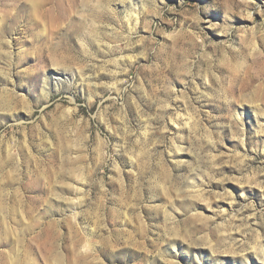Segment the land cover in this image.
<instances>
[{"label":"rangeland","instance_id":"rangeland-1","mask_svg":"<svg viewBox=\"0 0 264 264\" xmlns=\"http://www.w3.org/2000/svg\"><path fill=\"white\" fill-rule=\"evenodd\" d=\"M0 264H264V0H0Z\"/></svg>","mask_w":264,"mask_h":264},{"label":"bare ground","instance_id":"bare-ground-1","mask_svg":"<svg viewBox=\"0 0 264 264\" xmlns=\"http://www.w3.org/2000/svg\"><path fill=\"white\" fill-rule=\"evenodd\" d=\"M19 12V11H18ZM3 23V22H2ZM60 71V70H59Z\"/></svg>","mask_w":264,"mask_h":264}]
</instances>
